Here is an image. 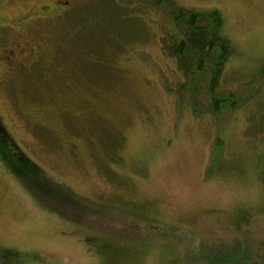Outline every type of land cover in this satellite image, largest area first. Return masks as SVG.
Wrapping results in <instances>:
<instances>
[{
    "label": "rangeland",
    "instance_id": "1",
    "mask_svg": "<svg viewBox=\"0 0 264 264\" xmlns=\"http://www.w3.org/2000/svg\"><path fill=\"white\" fill-rule=\"evenodd\" d=\"M45 2L0 0V121L48 181L0 160L4 262L196 264L239 214L264 242V0H80L21 32L45 43L29 62L5 25ZM175 7L223 16L216 111L179 90Z\"/></svg>",
    "mask_w": 264,
    "mask_h": 264
},
{
    "label": "trees",
    "instance_id": "2",
    "mask_svg": "<svg viewBox=\"0 0 264 264\" xmlns=\"http://www.w3.org/2000/svg\"><path fill=\"white\" fill-rule=\"evenodd\" d=\"M168 1V0H167ZM160 4L163 0H154ZM170 24L183 26L181 35L175 31L173 42V55L179 69L184 72L183 82L179 84V90L188 93L189 102L197 114L203 110L216 111L222 101L217 90L219 79L225 60L231 53V45L222 32L223 16L216 8L191 9L187 7H175L173 9ZM172 20V21H171ZM177 35H180L177 38ZM182 36V38H181ZM210 60L211 69L205 68L206 60ZM198 95L211 97L208 103ZM0 160L10 167V170L22 177L26 188H32L31 181L36 188L43 183H48L41 171L30 162L27 157L9 141V136L0 121ZM42 190V188H41ZM250 215L239 214L236 218L232 238L228 241H217L213 247H207L208 252L198 260L196 264H264V242L257 245L251 241L248 235L250 231ZM244 221L245 224H241ZM244 239H247L246 241ZM216 243V242H215ZM0 264H6L0 255Z\"/></svg>",
    "mask_w": 264,
    "mask_h": 264
},
{
    "label": "flooded vegetation",
    "instance_id": "3",
    "mask_svg": "<svg viewBox=\"0 0 264 264\" xmlns=\"http://www.w3.org/2000/svg\"><path fill=\"white\" fill-rule=\"evenodd\" d=\"M80 0H53L50 2L31 5L26 10L19 12L15 20L11 24L5 25L13 29L12 43L17 44L22 49L21 59H26L29 62L36 61L41 55L44 41H33L28 35H23L21 32L30 33L34 29V24L37 20L46 18L47 16L61 17L65 13L71 11L75 4ZM14 47L11 45L5 49V58L8 61H14L16 58ZM17 59V58H16Z\"/></svg>",
    "mask_w": 264,
    "mask_h": 264
}]
</instances>
